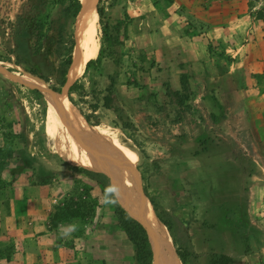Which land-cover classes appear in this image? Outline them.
I'll list each match as a JSON object with an SVG mask.
<instances>
[{
    "label": "crops",
    "instance_id": "1",
    "mask_svg": "<svg viewBox=\"0 0 264 264\" xmlns=\"http://www.w3.org/2000/svg\"><path fill=\"white\" fill-rule=\"evenodd\" d=\"M181 2H188L187 13H178L176 5L170 7V14L162 22L165 28L171 25V33L191 35L190 42H194L196 49L207 48L210 42L220 43L226 56L220 65L224 69L219 74L199 73L198 76L204 87L197 92L198 101L203 111L217 118L215 130L219 138L201 150L186 143L179 154L170 151L178 157H171V162L165 160L162 171L179 192L171 196L172 201L167 187H161L155 194L167 213L172 212L165 202L170 200L177 205L173 209L176 214H170L171 220L173 215L176 218L181 215L180 225L198 230L194 232L198 243L207 248L204 257L222 255L230 258V264H235L241 257L237 250L244 248L245 241L250 244L251 252L258 244L264 251V165L256 159L264 157V18L255 19L250 10L243 15L242 8L248 0ZM149 3L151 6V0ZM149 11L152 16L147 19L151 27H147L148 37L154 39L167 29H156L161 24H157L153 10ZM127 13L132 14L131 10ZM193 19L198 20L202 30L193 29L190 24H194ZM171 39L181 47L190 38L179 40L178 36L171 35ZM239 130L245 138H253L255 142L250 144H258L262 154L247 152L246 141L238 142ZM239 144L242 149L236 147ZM52 153L42 155L48 160H57ZM7 156L9 159L0 163V174L7 180L6 184H0V252L4 247L11 252L0 256L1 264H99L100 258L106 261L102 264H122L120 258H126L120 254L127 246L126 241H132L120 227L115 212L107 217L101 211L98 221L90 214L74 217L72 225L70 221L53 223V213L60 205L54 183L58 175L55 168L28 153H23L17 161ZM251 159L258 165L253 166ZM231 210L235 219L239 213L246 217L240 233L236 220L227 219ZM183 233L185 243L189 244L194 235L187 230ZM217 245L221 254L216 252ZM212 247H216L213 254L208 250Z\"/></svg>",
    "mask_w": 264,
    "mask_h": 264
},
{
    "label": "rangeland",
    "instance_id": "2",
    "mask_svg": "<svg viewBox=\"0 0 264 264\" xmlns=\"http://www.w3.org/2000/svg\"><path fill=\"white\" fill-rule=\"evenodd\" d=\"M181 1L151 0L152 4L149 6L150 0H98L97 6L103 7L105 11L104 21L111 23L113 27L124 20L127 23L129 32L126 36L124 29H122L120 34L121 42L118 50L121 66H119L116 85L112 93L113 100L108 105L109 107L105 106L106 88L111 82L107 75L114 73L116 68L111 58H105L103 65L99 68L92 66L86 74L83 70L75 79L80 78L84 84L85 92L87 91L86 94L81 90L67 92L69 98L73 100L81 113L94 114L90 120L86 119L83 114L84 120L81 124L95 130L97 135L91 133L103 142V145L99 142L94 144V150L102 156L100 163L108 162V152L104 147L105 136L103 132L99 133L96 129L97 125L94 124L97 120L100 122L98 126L109 129L113 136L118 140L120 139L119 141L122 140L121 142L131 144V155L130 157L124 156L125 163H123V166L127 172L137 173L141 177L145 191H149V197L155 199L162 209L164 207L160 203L162 201L155 192H159L161 187H167L166 190H171L172 193V195L168 193V198L171 201V196H174L177 190L179 192V189L174 187L175 185L170 184L171 179L167 180L163 175L164 161L171 162L173 160L171 157H178L173 156L172 153L179 154L184 148L183 145L187 146L186 143H192V146L199 148L196 150H201L207 147L209 143L216 141V138H219L215 130L217 118L213 114L202 110L197 92L204 88L203 81L198 79L199 73L216 75L224 69V65L220 66L224 58V49L220 43L215 42H210L207 48L199 47L196 49L193 47L194 42H190L191 35L183 31L181 35L171 33V25L165 28L167 26L162 22H164V17L170 14V7L176 5L178 13H187L188 2L182 3ZM29 9L28 0H0V61L4 63V66L18 74L28 72L24 66L14 63L16 57L13 51L15 48L12 36L13 27L18 15L25 14ZM149 9H152V12L155 13L157 24H161V27L157 26L156 29H167L154 39L148 37L147 27H149V22L147 19L152 16ZM242 9L244 10L243 15L246 10H250L252 17L255 19L264 18V0H248V3L244 4ZM50 10H55V8L50 7ZM127 10H131L133 15L128 14ZM141 16L146 19L143 18L144 20H142ZM193 20L194 24H190L197 31L200 28L197 25L198 20ZM95 26L99 46L101 47L103 25L100 22V17L97 18ZM202 29L200 28V30ZM171 35L178 36L179 40L181 38L185 39L186 36L190 39L186 41V44L182 43L179 47L176 46V43L171 42ZM98 54L99 51L94 58ZM182 72H187L190 76V93L193 97L185 104L179 105L168 88L172 90H176V87L181 88L180 74ZM52 83L53 81L47 86L51 88ZM208 88L209 91H212V87ZM96 103H98V107L95 110L93 105ZM48 110V102L43 93L14 82L0 73V148L4 150H0V161L8 160L9 156L7 155L13 156L17 161L23 153H28L35 156V158L44 160L49 166L52 165L55 168L58 175L55 177L56 182L54 183L56 184L57 193L59 192L57 196L60 205L59 210L53 213V223H59L57 219L61 222V217H70L69 214L80 215L79 217L92 214L94 221H98V214L101 211L107 217L110 216L115 211V204L106 187L99 181L72 169V166H78L71 161L72 153L90 156L86 142L84 140L80 141L83 144L80 148H75L70 143V146H68L64 137L60 135L57 124L53 121L51 110L50 112ZM237 137L238 142L241 144L246 141L249 149H247V152L254 151L262 154L258 144H250V142H255L252 137L245 138L241 130H239ZM240 146L239 144L236 147L242 149ZM60 148L63 150L62 156L57 154ZM55 150L56 153H52ZM3 152L5 156L2 155ZM46 152L54 154L57 160L46 159L42 155ZM114 153H119V150L114 149ZM120 154H123V152H120ZM256 159L259 161L258 164L264 165V160L263 162L260 161L264 157L258 156ZM251 163H253V166L258 165L253 160ZM261 171L263 172L262 169ZM160 172L162 175L158 176ZM210 173L213 174L214 172L210 171ZM6 181V178L0 174V184H6ZM10 183L12 185V182H8V185ZM64 190H67V192ZM134 191L133 193H137L136 188ZM6 192L8 194V191ZM128 195L121 193L124 200L127 202L133 201L138 206L137 201ZM147 203H149L148 200L146 204L144 203L148 211ZM165 204L172 212L170 214H176L173 213V209L177 208L175 203L173 204L169 200ZM63 209H68L69 213L67 214L66 210L63 211ZM152 209L153 215L157 217L153 206ZM232 213L231 210V216L227 219H235ZM176 216L178 219L174 215L172 218V222L175 223L174 231L182 254L189 264H203L201 261L206 262L205 264H230V258L226 256L212 255L210 258L204 257L207 248L200 246L202 242L198 243L197 234H194L198 230L192 227L188 228L185 224L180 225L178 220L181 215ZM149 220L151 219L149 218ZM235 220V226L240 233L241 224L246 223V217L239 213ZM67 221H70L69 225L73 224V220ZM230 226L232 233L233 223ZM186 230L194 235H191L192 241H189V244L185 243L186 235L182 234V231L186 232ZM171 241L174 251L176 247L172 236ZM239 243L241 242H238V246H240ZM126 245L125 250L120 254V257L125 254L126 259L121 260V257L120 262L122 264H138L134 244L126 241ZM249 246L250 244L245 241L244 248L237 250L240 251L241 257L235 264H264V251L261 246L258 244V247H255L252 252L249 250ZM209 249L212 250V254L216 251V247ZM10 252L11 249L4 247V250L0 252V256H8ZM216 252L221 254L218 245ZM166 253L168 263L171 257L168 252ZM97 254L100 255L99 252ZM107 257H109V254ZM100 262L101 264L106 263L103 258H100L98 263L100 264Z\"/></svg>",
    "mask_w": 264,
    "mask_h": 264
},
{
    "label": "trees",
    "instance_id": "3",
    "mask_svg": "<svg viewBox=\"0 0 264 264\" xmlns=\"http://www.w3.org/2000/svg\"><path fill=\"white\" fill-rule=\"evenodd\" d=\"M81 0H28L30 9L25 14H20L17 17L15 25L13 27V40L15 44L14 63L20 66H24L26 71L34 76H38L43 79L47 84L52 83V90L60 92L62 87L67 81V74L69 67L73 61V53L75 49V40L79 38L78 16L82 9ZM50 7L55 10H50ZM97 12L100 17L102 27V43L99 50V54L96 58L90 59L86 63L85 73L93 66L99 68L103 65L105 58H111L115 64L114 73L108 74L110 84L107 86V94L104 97V103L106 107L113 100V90L116 85V78L119 73V66H121V58L119 52L120 46V34L124 29V34L127 36V23L121 20V23L115 24L112 27L111 23L104 21L103 15L105 14L104 8L97 6ZM74 25V28H73ZM224 53V52H223ZM223 56V55H222ZM225 57V56H224ZM181 88L172 90L168 88L170 94L176 99L179 105L185 104L193 97L191 95L190 76L187 72L180 74ZM81 90L84 94V84L80 78L76 80L69 88V92ZM38 91V90H36ZM94 91V90H92ZM39 92V91H38ZM73 102V100H71ZM74 103V102H73ZM95 110L98 107V103L94 104ZM86 119L94 116V114L83 113ZM54 121V119H53ZM55 123V121H54ZM95 125H99V120L94 122ZM61 135V134H60ZM1 151H4L0 148ZM0 151V152H1ZM9 151V150H8ZM62 148L57 152L59 156H62ZM5 156L4 152L2 154ZM79 156L83 161H93L92 158H87L82 155L71 154V161ZM2 160L0 163H3ZM72 169L79 171L86 176L99 181L106 190L112 196L115 204V215L118 218L120 227L126 232L131 239L137 253L138 264H152L153 252L150 246L147 230L140 220L133 217L118 201L112 189L109 177L103 173L94 172L79 166H72ZM130 185L134 187V184L128 180ZM135 189V187H134ZM148 196L149 192L146 190ZM155 211L159 219L166 226H163L165 230L166 243L172 248L171 236L175 245V252L181 262V264H189L186 257L182 254L181 248L178 244L176 233L174 231V225L170 218V214L164 209L160 208L156 200L151 198ZM133 205L134 209H137L142 213L140 208L133 202H128ZM152 205V204H151ZM147 203V214L151 220H154L152 206ZM66 210L68 214V209ZM143 214V213H142ZM70 217H61L62 221L72 220L74 215L69 214ZM58 218H60L58 216ZM58 222L59 219H57ZM57 224V223H56ZM170 232V233H169ZM169 234L171 235L169 237ZM168 235V236H167ZM5 256V255H4Z\"/></svg>",
    "mask_w": 264,
    "mask_h": 264
},
{
    "label": "bare ground",
    "instance_id": "4",
    "mask_svg": "<svg viewBox=\"0 0 264 264\" xmlns=\"http://www.w3.org/2000/svg\"><path fill=\"white\" fill-rule=\"evenodd\" d=\"M82 9L81 13L78 16V26H79V38L77 40V47L74 50L73 57H75L76 61H74L70 71L68 72V81L66 85L63 86L60 92L55 93V99L58 106L59 118H56L53 112L51 114L55 123L57 124L58 130L63 136L62 131L59 128L58 121H61V125L67 130V141L74 146L75 148H80L83 144L80 141L84 140L86 145L88 146V152L90 156L82 155L87 158H92L93 161L100 162V158L102 156L94 150V144L100 143L103 145L102 141H99L90 130L86 129L81 122L84 120V116L78 107L71 101L68 95L69 87L72 82L80 75V73L84 70L86 63L94 58L99 51V42L98 36L96 33V20L99 17L97 12V1L98 0H81ZM85 45V46H83ZM80 59V60H79ZM80 65L78 66V61ZM64 89V90H63ZM66 89V91H65ZM110 127V126H108ZM69 129V130H68ZM96 129L99 133L103 132L105 136V149L108 152V161L112 163L114 166L119 168L120 170L125 169L123 163H125L124 156L130 157L131 155V144L124 143L119 141L115 136L112 135V132L109 129L96 126ZM105 132V133H104ZM64 137V136H63ZM114 149L119 150V153H114ZM123 152V154H120ZM122 166V169H121ZM127 172V171H126ZM112 189H115L114 194L117 197L120 204L135 218L144 222L149 228L151 235H156L157 242L152 243L151 248L155 250L156 256L153 257L154 264H181L178 260L176 253L169 247L166 243L165 238V230L163 224L158 217L154 216V220H149V216L147 214V207L140 198L137 196L138 193H133L134 188L130 185L129 181L125 178H121L118 176H112L109 178ZM133 184V183H132ZM132 192V193H131ZM129 194V197L134 198L137 201V204L142 211H138L133 208V205L129 204L126 200H124L121 196ZM131 194V195H130ZM137 194V195H136ZM149 202V201H148ZM150 203V202H149ZM151 205V203H150ZM152 206V205H151ZM153 210V209H152ZM170 255V260L167 263L168 259L166 257L167 253ZM152 259V261H153Z\"/></svg>",
    "mask_w": 264,
    "mask_h": 264
},
{
    "label": "water",
    "instance_id": "5",
    "mask_svg": "<svg viewBox=\"0 0 264 264\" xmlns=\"http://www.w3.org/2000/svg\"><path fill=\"white\" fill-rule=\"evenodd\" d=\"M76 47H77V44H76V40H75V49H76ZM79 60H77V61L79 62ZM74 61H76L75 57H73V61H72L71 65H70V67H69L68 72L70 71ZM79 65H80V62L78 63V66ZM85 69H86V66L84 68V72H85ZM0 73H2L4 76H6L7 78H9L10 80H12L14 82H18L20 84H23L25 86H28V87H30V88H32L34 90H38L41 93H43L45 98L47 99V102H48V106H49L48 112H50V110H51L53 112V114L55 115V117L60 120L59 112H58V106H57V102H56V99H55V93L57 91H54L51 88H49L47 86V83L43 79L39 78L38 76H34V75L30 74V73L18 74V73L14 72V71H11L9 68L4 66V63L2 61H0ZM68 79L69 78H68V75H67V81H68ZM65 85H66V83H65ZM58 124H59L60 130L63 133L64 140H66V142L68 143V146H70L69 141H67V133H66L67 132V130H66L67 128L65 129L64 126L61 125V121H58ZM85 128L90 130L92 133L96 134V131L92 130V128H90V127H85ZM76 157L77 158L74 160V164H76V165H78L80 167H84V168L89 169V170H93V171H96V172L103 173V174L107 175L109 178L112 177V176H118V177L130 180L134 184V187L136 188L138 196H139L140 200L142 201V203L146 204V202L148 200L152 204V206L154 208V205H153V203L151 201V198L148 196L147 192L145 191V189H144V187L142 185V179H141V177L138 176L137 173H131V172H126V171L120 170L119 168L114 166L109 161L107 163H100V162H96V161H92V160L91 161H83V160H81V158L79 156H76ZM154 211H155V208H154ZM156 215H157V213H156ZM157 217H158V215H157ZM142 224L144 225V227L147 230L149 242H150V245L152 246V243H155V241L157 242V237H156V235H154V236L151 235V232H150L149 228L147 227V225L144 222H142ZM151 249H152V252H153V257L156 256L155 250L153 248H151ZM154 263L155 262H154V259H153L152 264H154Z\"/></svg>",
    "mask_w": 264,
    "mask_h": 264
},
{
    "label": "clouds",
    "instance_id": "6",
    "mask_svg": "<svg viewBox=\"0 0 264 264\" xmlns=\"http://www.w3.org/2000/svg\"><path fill=\"white\" fill-rule=\"evenodd\" d=\"M109 191H115V189H109Z\"/></svg>",
    "mask_w": 264,
    "mask_h": 264
}]
</instances>
